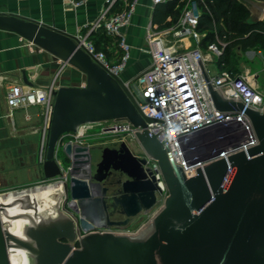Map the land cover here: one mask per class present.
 Masks as SVG:
<instances>
[{"label": "water", "instance_id": "water-1", "mask_svg": "<svg viewBox=\"0 0 264 264\" xmlns=\"http://www.w3.org/2000/svg\"><path fill=\"white\" fill-rule=\"evenodd\" d=\"M0 29L20 34L87 75L85 85H62L54 91L42 162L45 180L59 182L58 142L86 123L128 119L145 154L138 157L125 141L122 149L107 147L99 164L102 168L106 163V175L99 177L93 173L90 147L67 144L63 149L70 159V177L63 181L65 199L56 214H42L38 221L30 216L25 238H20L6 227L0 201V264H12V247L25 249L30 264H264V110L214 88L198 59L217 109L244 112L258 144L205 163L189 177L166 145L170 159L157 135L161 130L150 132L152 118L142 112L127 82L95 61L75 34L54 23L2 12ZM148 158L158 161L168 189L163 206L137 232L96 228L89 219L125 227L160 203L161 188ZM109 174L113 178L106 182ZM28 200L26 195L19 201L29 206ZM115 215L124 218L112 219Z\"/></svg>", "mask_w": 264, "mask_h": 264}, {"label": "built area", "instance_id": "built-area-1", "mask_svg": "<svg viewBox=\"0 0 264 264\" xmlns=\"http://www.w3.org/2000/svg\"><path fill=\"white\" fill-rule=\"evenodd\" d=\"M85 1L72 0L71 3L79 6ZM166 1L168 0H151L152 7ZM138 3L139 0H105L98 15L82 25L75 34L81 48L111 73L119 76L132 56V45L125 28L130 25ZM203 5L206 6L205 0H187L178 20L162 28L155 26L152 20L149 21L145 45L141 49L149 52L151 64L126 81L142 112L152 118L148 122L150 132L156 134L161 130L157 134L159 139L166 148L168 146L173 161L189 177L196 175L197 167H202L205 163L241 150L248 151V148L258 144L253 124L244 112H224L217 109L198 59H201L214 88L220 89L227 97L239 98L248 106L264 110V92L248 79V74H236L226 67L225 62L220 63L228 41L216 35V39L206 49L201 46ZM93 35H106L115 40L119 48L117 62H112L104 50L97 48ZM185 39H194L197 46H186ZM67 65L63 62L54 81L46 87L25 89L22 85L15 84L8 91L11 115L15 109L23 108L29 119L27 110L30 106L44 105L47 109L40 148L41 161L46 155L54 91L59 87L57 78ZM115 120L117 122L110 128H105V132H128L134 135L137 128L128 119ZM94 124L86 123L79 126L76 132L64 134L58 142L57 154L69 143L73 148L85 145L88 131ZM220 150L223 152L217 155ZM58 160L63 170L59 182H63L70 177V163L66 165L61 159ZM147 166L161 188V191H157L161 202L167 196L168 189L159 163L148 158ZM231 171L230 165L224 184ZM113 231L125 232L119 229Z\"/></svg>", "mask_w": 264, "mask_h": 264}, {"label": "crops", "instance_id": "crops-1", "mask_svg": "<svg viewBox=\"0 0 264 264\" xmlns=\"http://www.w3.org/2000/svg\"><path fill=\"white\" fill-rule=\"evenodd\" d=\"M71 1L0 0V12L54 23L58 28L76 34L82 25L98 15L105 2V0H86L82 5L74 6ZM240 1L248 9L250 21L264 22V0ZM155 9L151 0H139L131 23L125 28L128 41L132 45L131 59L121 74L125 81H129L151 64L149 52L142 50L141 47L145 45L146 26L149 21L152 20L155 26L162 28L158 21H154ZM201 31L203 33L201 46L206 49L203 39L207 31L205 29ZM186 42L192 47L197 46L194 39H185ZM99 46L107 51L112 62L119 60V48L113 38L108 37L101 41ZM231 52L226 67L236 74H248V79L264 92V80H261L264 49L260 46L245 49L236 46ZM237 56L243 59L241 63L236 62ZM62 64L60 58L20 34L0 29V193L44 178L40 148L47 109L44 105L30 106L27 110L30 114L29 119L23 108L15 109L11 115L7 100L8 91L15 84L22 85L25 89L46 87L54 81ZM58 78V86L83 85L79 82L81 71L72 66L71 69L65 67ZM86 144L90 146L85 142ZM105 149L106 146L101 152L100 159L103 158ZM132 151L138 157H144L141 156L139 149ZM112 178L111 176L110 179Z\"/></svg>", "mask_w": 264, "mask_h": 264}, {"label": "trees", "instance_id": "trees-1", "mask_svg": "<svg viewBox=\"0 0 264 264\" xmlns=\"http://www.w3.org/2000/svg\"><path fill=\"white\" fill-rule=\"evenodd\" d=\"M179 0H168L156 6L154 21H158L161 27L171 25L181 15L180 9L176 8ZM201 15L200 29L206 30L203 39L206 46L216 39V34L229 40L225 54L220 63L229 62L231 51L236 46L242 48L260 46L264 49V22L254 23L249 19V11L240 0H205ZM184 3L181 2L182 6ZM108 38L106 35H93L92 39L98 49L101 41ZM101 40V41H100ZM106 53L107 51L104 50ZM229 68V67H228Z\"/></svg>", "mask_w": 264, "mask_h": 264}, {"label": "rangeland", "instance_id": "rangeland-1", "mask_svg": "<svg viewBox=\"0 0 264 264\" xmlns=\"http://www.w3.org/2000/svg\"><path fill=\"white\" fill-rule=\"evenodd\" d=\"M183 2L184 4L181 6L180 3ZM187 3V0H179L178 4L176 5V8L180 9V12L182 13V10ZM186 46L191 47V45L187 44ZM205 48H207L205 43ZM236 62L241 63L243 59L241 56H237ZM68 69H71V66H66ZM70 67V68H69ZM59 71V70H58ZM261 80H264V69L261 70ZM59 80V78H58ZM262 80V81H263ZM83 85L87 83V75L83 72H81V81ZM117 121L116 120H107V121H101L97 122L93 125V127L88 131V137H86L85 142L90 144L91 154H92V163L96 165L98 160L100 159L101 152L105 146L108 145H117L120 142L125 141L132 150L139 149L141 152V156H145L144 151L142 147L140 146L139 142L136 140L134 135L129 134L128 132H112L107 131L105 132V128H110L112 125H114ZM87 145V144H86ZM58 158L61 159L66 165L70 163V159L67 157L66 152L64 151L63 147L59 150ZM56 180H45V178H40L34 182L20 185L18 187L8 189L6 191H3L0 194H6L8 192H19L22 190H33L40 186H45L47 184L51 183H57ZM54 197V199H53ZM52 199L54 202L51 203V209L48 211H44L42 214L45 216H52L57 213L58 208H61L63 206V202L65 199V194L62 192H57L53 195ZM164 200H162L158 205H156L152 210H150L148 213H144L139 215L131 224L124 228H113V230H124L125 232H137L162 206H163ZM52 213V214H50Z\"/></svg>", "mask_w": 264, "mask_h": 264}, {"label": "bare ground", "instance_id": "bare-ground-1", "mask_svg": "<svg viewBox=\"0 0 264 264\" xmlns=\"http://www.w3.org/2000/svg\"><path fill=\"white\" fill-rule=\"evenodd\" d=\"M57 192H64L63 182L47 184L33 190L0 194V201L5 205L3 220L6 223V227L14 235L25 238L24 227L31 223L30 216H35V219L38 221L44 211L51 209V203L54 202L53 195ZM26 195H28V202L31 204L29 206H24L19 201L26 197ZM89 221L90 223L97 224L94 222V219H89ZM10 258L12 264H30L28 252L20 247H12L10 249Z\"/></svg>", "mask_w": 264, "mask_h": 264}, {"label": "flooded vegetation", "instance_id": "flooded-vegetation-1", "mask_svg": "<svg viewBox=\"0 0 264 264\" xmlns=\"http://www.w3.org/2000/svg\"><path fill=\"white\" fill-rule=\"evenodd\" d=\"M107 147H109V148H112V149H117V150H119V149H122V142H120L119 144H117V145H108V146H106V148ZM113 156V157H115L116 155L115 154H113V153H111L110 155H109V157L110 156ZM111 158V157H110ZM102 159L103 158H101L97 163H96V165H94L93 163H92V167H93V173L94 174H97L99 177H104L105 175H106V163H104V164H102V168H100L99 167V164H100V162H102ZM110 161L111 162H114V159H110ZM107 180V181H106ZM108 180H110V174H109V177H106V179H105V181L106 182H108ZM117 217H120V218H117ZM112 219H123L124 218V216H121V215H115V216H112L111 217ZM106 224V225H105ZM96 226V228H98V229H104V228H109V229H113V228H124V227H119V226H107V220L106 219H104V221H103V223L102 222H100V223H98V224H96L95 225Z\"/></svg>", "mask_w": 264, "mask_h": 264}]
</instances>
